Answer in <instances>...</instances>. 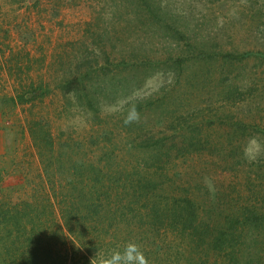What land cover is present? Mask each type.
Here are the masks:
<instances>
[{"label": "rangeland", "instance_id": "374dc122", "mask_svg": "<svg viewBox=\"0 0 264 264\" xmlns=\"http://www.w3.org/2000/svg\"><path fill=\"white\" fill-rule=\"evenodd\" d=\"M36 1L0 0V40L6 37L24 60L29 54L32 74L36 79L39 72L50 90L35 106L0 101V264H24L32 236L24 225L31 217L52 257L58 252L53 243L65 251L66 240L76 239L56 230L64 222L47 181L70 178V165L61 160L47 171L28 131L29 115L61 140H74L79 160L107 161L105 168L115 161L108 170H114V189L128 192L99 207L76 206L71 222L78 236L98 246L90 263L79 264H106L129 241L147 264H201L202 248L193 249L189 229L180 235L183 214L165 206L166 199L190 195L204 216L229 209L235 194L240 204L259 191L264 196V0ZM0 83V93H14L7 75ZM89 92L99 102L96 110L81 98ZM258 169L263 178L252 187L245 173L255 176ZM88 173L98 184V170ZM80 182L78 191L69 189L95 192ZM97 188L99 204L103 188ZM212 233L241 236L222 219L220 229L203 235ZM262 237L258 244L240 238L237 264H256L255 252L264 264V231ZM224 255L215 263L235 264Z\"/></svg>", "mask_w": 264, "mask_h": 264}, {"label": "trees", "instance_id": "16d2710c", "mask_svg": "<svg viewBox=\"0 0 264 264\" xmlns=\"http://www.w3.org/2000/svg\"><path fill=\"white\" fill-rule=\"evenodd\" d=\"M40 2L36 1L35 5H38ZM0 80L3 76L7 75L8 78H11L12 81L15 83L14 93L10 96L0 93V101L2 103H11L14 105L17 104H31V105H38V103H45L44 99H46V96L49 94V86L43 82V80L39 79L38 73L36 79L34 77V74H32V57L29 56V54L25 55V60L23 59V55L21 51H17L15 46H12L10 42L6 39L0 40ZM16 50V51H15ZM23 51V50H22ZM24 53H27V50L23 51ZM5 74V75H4ZM40 74V73H39ZM7 79H5L6 81ZM76 83L81 82L80 79L74 80ZM1 84V83H0ZM70 82H68V85ZM1 92V91H0ZM81 98L83 101H87V105L92 109L96 110L94 107V103H99L97 101V97L94 93H86L81 94ZM37 103V104H36ZM27 127L28 131L30 132L31 139L33 140V144L36 146L38 153L40 156L45 155V162H43V165L45 168H47V171L52 167V163H61V160L67 161L70 165V170H68L70 173V178H66L64 180L57 179V178H51L50 176L53 174L48 175L50 177V180H47L49 183V186L51 190L53 191L54 195L58 197V209L59 213L62 214L63 224H58V227L56 230L61 232L62 235L66 237L75 236L76 239H70L66 240V249L65 251L62 250L59 245L53 247L57 248V257H52L53 249L52 245L48 244L44 239H41L38 235V232L36 230V224L35 219L32 221L31 218L29 219V223L24 225V229L26 231H29L32 235L30 238V241L28 242V250L27 253L23 251V255L21 257L22 263L24 264H79L80 261L85 260L86 262H91L93 260L94 256L96 255V252L92 251L93 248L98 249L96 246L97 244H93L94 242L90 239L86 242L83 238H80L79 233L77 234V225H73L71 214L76 210V206L86 208H94V206H98L105 202L108 199H112L111 195H114V200L116 201L118 197H126L127 193L124 189L122 192H116L114 189L115 184L113 183L115 180L112 176L114 173V170L112 173L108 172V170L112 169L114 165H116L115 161L112 162L110 167L105 168L104 166L107 164V161H105V164L102 166L103 161H101L98 165H95L93 162L87 164L83 162L82 160H79L75 155V144L74 140H61L60 138L55 135V133L52 131L51 127L46 126L45 122H42L40 118H35L34 116H28L27 117ZM112 152H105L104 156L106 158L111 159L113 157ZM264 159V158H263ZM109 161V160H108ZM88 166L89 171L98 172L100 175H102L100 181L98 184H95L92 174H84L85 171L88 170V168H84ZM229 172H235V169H233V166H231V163L228 164ZM232 167V168H231ZM87 169V170H86ZM85 170V171H84ZM257 174L254 176L251 173H245V176L247 180L249 181V184L254 185V179L255 178H263V174L258 169ZM253 175V176H251ZM107 181L106 182V177ZM115 176V175H114ZM98 177V176H97ZM80 179H82V183L85 182V187H87L90 192H93L91 195L87 196V194L84 191V188L82 190L80 189V193H73L71 189H75L78 191V188L80 187ZM246 182V181H245ZM102 186V194H98L97 197L99 198V204L96 202V196L93 197L96 193V191H99V188L93 190L96 186ZM78 187V188H77ZM66 190V191H65ZM71 192V194L69 193ZM69 195L71 198L67 195L70 200H66V197H64L63 200H60L59 195ZM53 195V194H52ZM85 195V196H84ZM78 196H81L82 199L78 198ZM172 197V196H171ZM251 197V198H250ZM250 197H247V202L244 204H240L238 202L241 200L236 194L233 199L235 204L230 205L229 209H223L217 214L213 215L211 211L206 210L204 213V216H201L200 212H197V208L194 206V200L192 196H177L173 194L172 199L168 200L166 199L165 206L170 207V210H176L178 209L179 213L183 214L181 216V220L184 223V228L180 230V235L187 236V229L191 231V234L193 236L194 243L196 244L193 246V249H199L202 248L203 253L199 254L198 260H200L201 264H216L215 260L218 258L219 255H224V253H227L228 256V262L231 263H238V259L235 258L233 255V252L238 253V248L241 247L238 246V243H242V240L240 239L243 237L246 240L253 239L255 241V244H258L262 241V233L264 231V223L261 219L264 221V205L260 204V199L264 203V196L262 195V191H259L256 196H254V199H252V195ZM50 201V200H49ZM231 203V201H230ZM20 205V204H19ZM51 205H53L51 203ZM85 206V207H84ZM260 206V207H259ZM15 210L17 211V207H15ZM81 211V210H80ZM57 208L54 207L51 210V213L53 216H57ZM211 212V213H209ZM34 217L37 218V220L40 218V211L39 209H35L34 211ZM208 215V216H207ZM17 221L21 222V219L18 215H16ZM207 216V218L203 219L201 217ZM224 220L230 227L236 228L239 233L240 237L236 233H232V236H225L222 239L220 237H217L214 235V233L209 234L207 237L203 235L206 230L211 228L212 230L216 231L218 228L220 229V220ZM175 220V219H174ZM174 220L172 221V225L174 223ZM177 222V221H176ZM28 225V226H27ZM167 225V224H166ZM250 225H253L254 227H250ZM68 228V233L65 231V227ZM203 226L205 228L203 229ZM209 227V228H208ZM245 227L248 230H252L250 232L253 233V236L250 237L244 233ZM187 230V231H185ZM80 232V230H79ZM111 232V231H110ZM183 233V234H182ZM83 235V234H82ZM50 237V235H49ZM229 237V239H227ZM261 238V240H260ZM80 241V242H79ZM95 245V246H94ZM247 244H244L242 246H246ZM72 248H75L74 250ZM84 248V249H83ZM68 249V250H67ZM67 250V251H66ZM86 251L89 252V254H86ZM258 251V250H254ZM211 253V255H210ZM90 255H94L93 258H91ZM260 257H263L262 255H259L255 252V254L252 253V258L255 260L256 264H262L260 262ZM214 258V260H213ZM258 260V261H257ZM227 263V261H226ZM151 264V263H150Z\"/></svg>", "mask_w": 264, "mask_h": 264}, {"label": "clouds", "instance_id": "9594fccd", "mask_svg": "<svg viewBox=\"0 0 264 264\" xmlns=\"http://www.w3.org/2000/svg\"><path fill=\"white\" fill-rule=\"evenodd\" d=\"M106 264H147V261L139 246L135 242L129 241L124 245L122 251L112 252L106 258Z\"/></svg>", "mask_w": 264, "mask_h": 264}]
</instances>
